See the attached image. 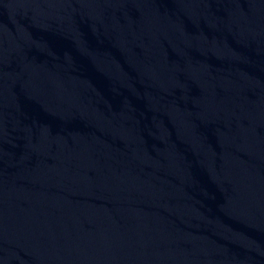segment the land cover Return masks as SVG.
I'll return each instance as SVG.
<instances>
[{
	"label": "water",
	"instance_id": "1",
	"mask_svg": "<svg viewBox=\"0 0 264 264\" xmlns=\"http://www.w3.org/2000/svg\"><path fill=\"white\" fill-rule=\"evenodd\" d=\"M0 264H264V0H0Z\"/></svg>",
	"mask_w": 264,
	"mask_h": 264
}]
</instances>
